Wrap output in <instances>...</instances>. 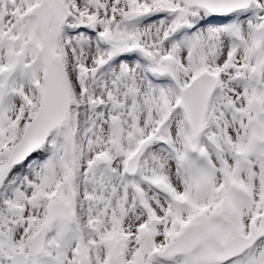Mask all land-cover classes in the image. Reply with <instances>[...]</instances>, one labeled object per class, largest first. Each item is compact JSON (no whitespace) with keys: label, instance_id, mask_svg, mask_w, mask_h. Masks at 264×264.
<instances>
[{"label":"snow or ice","instance_id":"1","mask_svg":"<svg viewBox=\"0 0 264 264\" xmlns=\"http://www.w3.org/2000/svg\"><path fill=\"white\" fill-rule=\"evenodd\" d=\"M0 264H264V0H0Z\"/></svg>","mask_w":264,"mask_h":264}]
</instances>
